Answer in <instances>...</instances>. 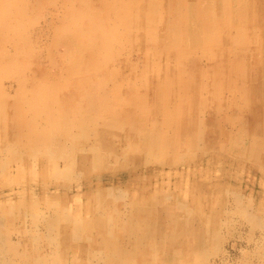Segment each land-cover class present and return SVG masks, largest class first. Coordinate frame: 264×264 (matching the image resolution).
I'll return each mask as SVG.
<instances>
[{
  "label": "rangeland",
  "instance_id": "rangeland-1",
  "mask_svg": "<svg viewBox=\"0 0 264 264\" xmlns=\"http://www.w3.org/2000/svg\"><path fill=\"white\" fill-rule=\"evenodd\" d=\"M176 1L0 0V264H264V0Z\"/></svg>",
  "mask_w": 264,
  "mask_h": 264
},
{
  "label": "bare ground",
  "instance_id": "bare-ground-1",
  "mask_svg": "<svg viewBox=\"0 0 264 264\" xmlns=\"http://www.w3.org/2000/svg\"><path fill=\"white\" fill-rule=\"evenodd\" d=\"M213 1V3H214V7H216V8H220L221 6H223L224 5V3L226 2V0H212ZM119 2H120V0H119ZM168 2H169V0H168ZM173 2L176 4V7H177V1L176 0H173ZM235 0H231L230 1V6H231V8H233V6L235 5ZM240 4V3H239ZM244 4V3H243ZM242 4V5H243ZM264 4V3H263ZM128 5V4H127ZM237 5V4H236ZM147 6H149V4H147ZM193 6V5H192ZM227 6V5H226ZM249 6V5H248ZM128 7V6H127ZM146 7V6H145ZM150 7V6H149ZM237 7V6H236ZM124 8H126V7H124ZM199 9V8H198ZM196 11V10H195ZM236 12V11H235ZM138 13V12H137ZM81 14V15H80ZM234 15V14H233ZM69 18V17H68ZM79 18H81V20L79 19ZM138 18V17H137ZM235 18V17H234ZM259 18V17H258ZM200 18L197 16L196 17V19L194 18V20L195 21H193V19L190 17V19H189V24L191 25V29L193 30V28H192V22H193V24H194V22L196 23L198 20H199ZM232 19V18H231ZM70 20H72L71 21V24H70V22H69V29L70 30H72V32H74V28L72 29V25H74L73 27H75V24L76 25H78V24H82V25H84V28L85 29H83L82 31H80L79 33H76V31L78 32L79 30H76L75 31V33H73V35H66L65 36V39H67V43H68V49L70 48V50L72 51V56H73V59L75 60V61H78L79 60V58H80V56H82V54H84V51H83V49H84V47H88V10H86L85 8L83 9V12L82 13H80V12H76V13H74V14H71V16H70ZM138 20V19H137ZM154 20H156V19H154ZM153 20V21H154ZM241 21V20H240ZM256 21V20H255ZM155 22V21H154ZM201 22V21H200ZM236 22V21H235ZM264 22V21H263ZM237 23V22H236ZM240 23V22H239ZM178 24V23H177ZM251 24V23H250ZM237 25V24H236ZM235 25V26H236ZM264 25V24H263ZM232 26V25H231ZM254 26H256V25H254ZM177 27V26H176ZM240 27V26H239ZM237 28V27H236ZM259 28V27H258ZM37 29V28H36ZM239 29V28H238ZM241 29V28H240ZM239 29V30H240ZM260 29H262V28H260ZM167 30V29H166ZM165 30V31H166ZM189 30H190V26H189ZM215 30V29H214ZM172 31L174 32V29L172 28ZM192 32H194V31H192ZM238 32V31H237ZM193 34H195V33H193ZM206 35V34H205ZM236 36V35H235ZM191 38H193V37H191ZM191 40V39H190ZM235 43V42H234ZM191 44V43H190ZM192 44H193V42H192ZM67 47V46H66ZM61 50V49H60ZM189 56V55H188ZM223 60V59H222ZM87 62V61H86ZM85 62V63H86ZM189 65V64H188ZM88 66V64L86 63V65H85V67H87ZM81 69H82V66L80 67ZM258 69V68H257ZM261 73V72H260ZM192 79V78H191ZM195 85V84H194ZM255 89H257V88H255ZM259 89V88H258ZM259 94V93H258ZM197 95V94H196ZM143 112V111H142ZM117 120V119H116ZM188 121V120H187ZM142 123V122H141ZM117 123H114L113 125H116ZM126 124V123H125ZM112 125V126H113ZM142 126V125H141ZM212 126V125H211ZM136 129V131H134L133 133H132V135L131 136H129L128 138H126V140H130V141H132V139L133 138H135V139H139L140 137H141V135H142V133L141 132H143V133H146L145 131H144V129H140L139 127H136L135 128ZM261 131V130H260ZM259 131V132H260ZM150 132V131H149ZM106 135V134H105ZM149 135V134H148ZM143 138H146V137H144V134H143ZM156 138V137H155ZM260 138V137H259ZM147 139V138H146ZM102 141V140H101ZM140 141V140H139ZM156 141H158V140H156ZM146 142H148V141H146ZM145 143V142H144ZM144 143H143V145H144ZM249 143V142H248ZM154 144V143H153ZM146 145H147V143H146ZM133 146V145H132ZM207 146V145H206ZM153 148V147H152ZM205 150V149H204ZM203 150V151H204ZM261 150V149H260ZM141 151V150H140ZM199 152V151H198ZM171 154V153H170ZM208 154V153H207ZM261 154H264V150L261 152ZM248 162V161H247ZM149 255V254H148ZM196 262V261H195ZM190 263V262H189ZM187 264V263H186Z\"/></svg>",
  "mask_w": 264,
  "mask_h": 264
}]
</instances>
